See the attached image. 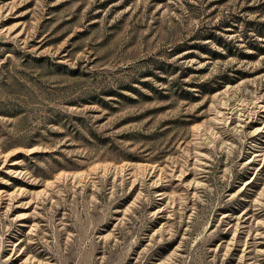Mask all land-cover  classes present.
Instances as JSON below:
<instances>
[{
  "label": "rangeland",
  "instance_id": "rangeland-1",
  "mask_svg": "<svg viewBox=\"0 0 264 264\" xmlns=\"http://www.w3.org/2000/svg\"><path fill=\"white\" fill-rule=\"evenodd\" d=\"M0 264H264V0H0Z\"/></svg>",
  "mask_w": 264,
  "mask_h": 264
}]
</instances>
